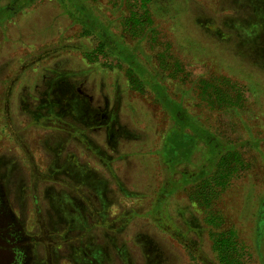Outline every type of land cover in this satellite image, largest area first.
<instances>
[{
    "label": "rangeland",
    "instance_id": "rangeland-1",
    "mask_svg": "<svg viewBox=\"0 0 264 264\" xmlns=\"http://www.w3.org/2000/svg\"><path fill=\"white\" fill-rule=\"evenodd\" d=\"M75 1L141 67L98 50L104 39L61 0L0 16V264H264V0ZM49 66L59 68L52 79ZM146 69L227 148L209 178L165 200L206 263L151 218L158 188L180 174L163 159L173 121L153 80L137 74ZM71 75L96 106L119 112L116 132L124 124L139 139L109 143L90 129L91 108L63 112L74 92L54 84ZM205 156L201 148L194 161ZM90 169L109 203L80 180Z\"/></svg>",
    "mask_w": 264,
    "mask_h": 264
},
{
    "label": "trees",
    "instance_id": "trees-1",
    "mask_svg": "<svg viewBox=\"0 0 264 264\" xmlns=\"http://www.w3.org/2000/svg\"><path fill=\"white\" fill-rule=\"evenodd\" d=\"M32 1L33 0H12L10 4L0 7V16L7 15V13L12 11H16L19 7H22L26 4L29 5ZM61 1L63 2L65 9L76 20H78L80 23L85 24L88 28L95 30L104 39L100 47L97 48L98 50L104 51L105 47L108 45L114 52L118 53L122 57V59L129 65L132 70H134V67L136 66H138L136 68L141 67V65L136 59L137 57L135 55V51L129 49L121 43H118L106 31V29L99 23V21L95 17L86 13L82 7L77 6L75 0ZM47 70L48 72L49 70L50 72L51 70L59 71V68H57L56 66H49L47 67ZM62 73L66 74L67 72L66 70H63ZM137 74L141 77L143 81H148V78H151L153 80L151 81V88L156 93L158 100L163 103L164 107L169 111L171 115L173 127L166 134L162 154L164 161L170 169V172L173 173L174 176H176V174H180L178 178H172L168 183H164L158 188L151 207V218L154 220V222L158 225L160 229L168 232L171 236L175 237L178 241L186 245L188 248H190L192 254L196 258H199L201 261H204V263H206V260L209 259H204L202 257L204 256L201 248L202 243L200 245L197 243H193L190 245L189 240L191 239H189L188 237L189 229H186L183 225H181V220H178L179 217H177V215L174 216L169 212V210L167 209V205L165 204V200L167 197L172 196L176 191L183 189L185 186L209 178L210 175L214 173L217 165L223 161V157L225 156L224 153L227 150L226 145L223 143V140L221 138L217 137L212 131L206 129L200 123H198L184 109L183 105L180 102L173 99L170 94L166 91L165 86L162 85L157 80V77L153 75L150 71L146 69L145 71H140V73ZM53 98L54 97L50 95V97L47 99L49 101L51 109L55 110L56 112L58 102ZM44 101L47 100H43V102ZM69 109L71 110V108L65 106V110L63 112L70 113ZM93 126H90V129H94ZM94 130L96 132L99 131L97 129ZM134 136L136 139H139L138 136ZM201 148L206 151V156L203 161L197 163L194 161V155ZM72 159H74V161H76L77 163H80V161L76 158L75 155H72V158L69 157V161H73ZM191 166H193L192 169H190ZM180 167H183L181 171L178 170V168ZM87 172L88 175L90 174V176L86 178L81 177V179H79L84 181L87 185H90L91 187L96 189L97 196H101V199H103V203H109L108 200L105 199L103 193L105 184H101V178H99L97 175L98 172L94 169H90ZM65 194L70 197L69 193L66 192ZM70 203L72 204V208H76L75 214L79 216V220L81 222L78 223L76 226H81V228L89 230L91 228V224L89 223L88 219L84 216L80 207L75 205L76 203L73 201V199H71ZM59 207H61L67 221L72 222L71 216H66V214H70V208L68 207V205L59 203ZM104 208L106 209V211L108 210V206L105 205ZM86 219L88 224H83V221ZM107 222L109 221H104L106 225ZM87 225L88 228L86 227ZM204 236L202 237V239L206 238ZM225 242L227 241H224L222 245ZM86 245H82L81 247L76 248V251L81 252V250H83ZM207 264L213 263L207 262Z\"/></svg>",
    "mask_w": 264,
    "mask_h": 264
},
{
    "label": "flooded vegetation",
    "instance_id": "flooded-vegetation-1",
    "mask_svg": "<svg viewBox=\"0 0 264 264\" xmlns=\"http://www.w3.org/2000/svg\"><path fill=\"white\" fill-rule=\"evenodd\" d=\"M48 73L52 79V77L54 76L53 73L50 71ZM46 77H48V75ZM74 77L75 76H72V75L67 76L66 79L62 81V83L59 81L56 84L53 83L55 86H57V88H62L64 86V90L67 92V94H69L70 92H74V94L71 97H69L70 102H72L73 104V108L71 109L76 112L79 109V111L82 112L86 109V107L91 108V110L93 111H91L88 117V121L92 123L93 125H95L94 129H97L99 131H105V134L108 135L109 143H111V141L113 142V140L116 142L117 139L122 140L125 137L126 138L133 137L134 134H132L130 131L127 132L128 130L127 126L124 124H121L120 126H118L119 129L116 132L114 125L115 124L119 125L120 123H122L121 120H119L120 118L119 112L118 111L116 112L115 110H111V108L109 107V104H105L106 106L104 108L96 106L93 100L94 98L90 93L84 91L83 88L79 86V84L71 82V79H73ZM46 80H44L43 82L45 84L44 88L42 87L41 89H45L47 87ZM41 89L39 88V90ZM57 102L59 103L58 100ZM75 105L78 106L79 108L75 107ZM98 109H102V111L103 110L104 111L102 112L101 110H98ZM99 118H102L103 120L99 121Z\"/></svg>",
    "mask_w": 264,
    "mask_h": 264
},
{
    "label": "crops",
    "instance_id": "crops-1",
    "mask_svg": "<svg viewBox=\"0 0 264 264\" xmlns=\"http://www.w3.org/2000/svg\"><path fill=\"white\" fill-rule=\"evenodd\" d=\"M37 91H40L39 88L37 89ZM105 199H106V198H105ZM102 200H103V199H102ZM106 200H107V199H106ZM90 229H91V228H90ZM88 231H89V230H88ZM82 235H85V234L82 233ZM98 244H101V247L103 248V244H102V243H99V242H97V243H95V244H92V243H91V245H98ZM87 264H89V263H87Z\"/></svg>",
    "mask_w": 264,
    "mask_h": 264
}]
</instances>
